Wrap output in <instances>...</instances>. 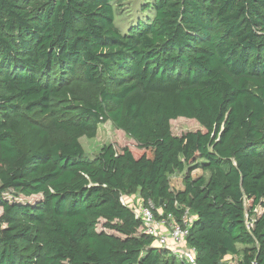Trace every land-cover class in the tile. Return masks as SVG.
<instances>
[{"label": "trees", "instance_id": "1", "mask_svg": "<svg viewBox=\"0 0 264 264\" xmlns=\"http://www.w3.org/2000/svg\"><path fill=\"white\" fill-rule=\"evenodd\" d=\"M116 1L0 0V264H186L135 193L190 209L196 264H264V0H153L126 33ZM108 121L129 142L88 157Z\"/></svg>", "mask_w": 264, "mask_h": 264}, {"label": "rangeland", "instance_id": "2", "mask_svg": "<svg viewBox=\"0 0 264 264\" xmlns=\"http://www.w3.org/2000/svg\"><path fill=\"white\" fill-rule=\"evenodd\" d=\"M153 0H118L114 3L115 9V24L123 32L126 33L128 30L136 25L139 21H148L154 17V11L148 10L149 3ZM172 132L176 136H180L194 127H198L197 123L190 121L185 118H180L174 120L171 123ZM129 142L128 136L115 128L111 121L100 125L98 135L94 139L83 138L81 144L83 145L86 155L88 157L97 156L105 145L114 144L118 147L125 146ZM186 173H175L170 176L171 188L173 191L178 192L183 189V180ZM193 177L206 176L209 177V172H203L202 170H197L193 172ZM11 194V195H10ZM10 200H16L19 202H28L35 204L42 200V196H35L33 198H25L21 195L15 194L13 192L8 194ZM128 201L136 203L137 206L141 205L142 198L138 193L127 195ZM262 210L257 212V215L261 214ZM2 210L0 209V216ZM100 232L105 231L111 233V230H106L104 227V222H100L98 226ZM239 250H243V246H238Z\"/></svg>", "mask_w": 264, "mask_h": 264}, {"label": "built area", "instance_id": "3", "mask_svg": "<svg viewBox=\"0 0 264 264\" xmlns=\"http://www.w3.org/2000/svg\"><path fill=\"white\" fill-rule=\"evenodd\" d=\"M122 205L131 208L136 220L142 223L140 232L154 239L153 247L167 250L170 255L182 263L196 264L197 251L188 244L190 230L196 218L186 209L181 221L173 214H164L161 210L159 216L155 214V205L152 201L136 203L128 201L122 196Z\"/></svg>", "mask_w": 264, "mask_h": 264}, {"label": "crops", "instance_id": "4", "mask_svg": "<svg viewBox=\"0 0 264 264\" xmlns=\"http://www.w3.org/2000/svg\"><path fill=\"white\" fill-rule=\"evenodd\" d=\"M181 190H183V189H181Z\"/></svg>", "mask_w": 264, "mask_h": 264}]
</instances>
